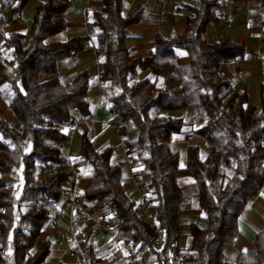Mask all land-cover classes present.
Returning <instances> with one entry per match:
<instances>
[{
    "label": "trees",
    "instance_id": "1",
    "mask_svg": "<svg viewBox=\"0 0 264 264\" xmlns=\"http://www.w3.org/2000/svg\"><path fill=\"white\" fill-rule=\"evenodd\" d=\"M28 1L0 0V83L9 84L7 106L21 126L6 121L0 109V175L19 165L22 175L20 192L8 191L0 183V264H43L50 251V241L37 242L38 236L50 217L48 204L61 198L68 173L53 169L42 178L40 172L67 162L62 128L73 109L90 114L88 92L94 78L86 66L63 83L58 62L92 44L101 64L99 78L114 89L112 93L101 89L102 107L120 121L131 119L138 133L125 140L127 159L117 162H111L115 146L94 147L86 132L81 133L75 157L86 162L92 178L80 193L82 201L87 205L100 201L115 230L130 240L138 255L155 253L156 264H226L222 247L234 241L238 216L264 184V101L248 109L246 89L234 85L240 69L230 71L231 61L244 56V47L231 39L204 38L215 19L212 10L229 0L187 5L191 15H186L181 32L156 35L144 76L142 58L131 57L125 42L127 27L141 19L142 6L124 13L122 0H102V9L88 14L87 24L96 29L92 37L50 41L66 27L70 2L45 0L36 7L28 33L5 32L4 25L14 18L4 19L2 11L18 2L13 11H21ZM261 10L264 13V0ZM175 49L186 51L188 64L177 62ZM4 66L10 68L9 74ZM184 108L190 110L192 124L197 125L192 131L204 137L208 152L202 155L197 145H189L186 165L180 168L171 142L186 121L183 115L163 111ZM127 162L134 172L149 174L145 197L153 223L139 215L136 201L125 191L121 166ZM181 175L195 178L198 218L205 222L204 227L190 223L186 249L178 245L179 210L189 200L176 182ZM254 245L252 251L238 252L233 264H264V230L256 234ZM97 254L89 246L90 264Z\"/></svg>",
    "mask_w": 264,
    "mask_h": 264
},
{
    "label": "crops",
    "instance_id": "2",
    "mask_svg": "<svg viewBox=\"0 0 264 264\" xmlns=\"http://www.w3.org/2000/svg\"><path fill=\"white\" fill-rule=\"evenodd\" d=\"M45 0H30L21 11H13L20 5L18 2L14 8H5L1 15L4 19L13 21L4 25L5 32L28 33L35 9ZM70 5L65 11L67 19L66 27L49 38L50 41H63L68 37L88 34L92 37L96 29L87 24L88 14L101 10L102 0H63ZM262 0H229L224 7L213 9L215 19L206 27L204 38L213 42L218 38L231 39L242 44L245 54L241 58L232 60L230 71L237 66L240 71L234 75L235 87H244L248 93V109L260 105L264 101V13L261 10ZM187 5L198 6L199 0H122V11L128 12L137 6H142L141 19L127 27L128 35L125 42L129 47L131 57L140 56V76L148 75L150 52L155 47L156 35H167L170 31L181 32L186 25V15L191 12ZM1 46V44H0ZM177 62L188 64L190 57L184 49H175ZM89 67V72L94 76L90 81L88 95L90 97V114L84 115L77 109L71 112V118L64 123L62 132L65 146L63 152L67 162L52 166V169L63 170L68 173V180L62 185V196L54 204H48L50 217L38 236V240L48 239L50 251L43 264H90L89 246H93L98 254V259L93 264H156V254L146 251L140 255L135 252L130 240L123 237L122 232L115 230L114 224L108 221V209L102 206L100 201L88 204L90 217H85L70 203L71 191L74 187L78 192L91 182V170L85 161L76 160L81 133L86 132L94 147L109 143L115 146L111 156V162L127 159L124 150L125 140H133L137 137V129L131 119L120 121L118 117L110 113L100 103L101 89L112 93L111 83L99 78L101 64L98 62L94 45H90L77 53L72 59L58 62V69L62 72V82L66 83L77 76L83 67ZM9 74L10 68L4 66ZM153 77V76H152ZM177 82L173 83L176 85ZM11 91L9 84L0 83V109L2 116L11 125L21 128L18 119L8 108L7 101ZM165 114L184 116L186 125L182 132L173 134L171 150L178 156V166L186 165L187 147L197 145L202 155L208 152L205 139L202 135L192 131L197 125L192 124V116L188 108L163 111ZM67 137L70 142H66ZM264 170V165L262 166ZM17 175V186L7 188L9 178L1 179L6 190L16 189L20 192L22 187V175L20 165L14 171L1 174ZM124 188L135 201L139 215L148 223L154 222L151 212L141 209V202L145 197L146 184L149 174L134 172L129 162L121 166ZM43 178V177H42ZM177 185L182 193L188 197L186 203H182L179 210L181 233L178 245L182 249L188 246V234L190 223L195 222L204 227L205 222L198 218V188L196 180L191 175H181L176 178ZM105 223V228L97 229L98 223ZM238 233L231 244L222 247L223 258L226 264H233L238 252H248L255 248V236L260 230H264V184L258 195L251 199L237 219ZM160 241H156L159 247Z\"/></svg>",
    "mask_w": 264,
    "mask_h": 264
},
{
    "label": "built area",
    "instance_id": "3",
    "mask_svg": "<svg viewBox=\"0 0 264 264\" xmlns=\"http://www.w3.org/2000/svg\"><path fill=\"white\" fill-rule=\"evenodd\" d=\"M66 142L67 143L70 142V138L69 137H67ZM70 203H71L72 208L73 209L74 208L77 209V211L80 214H82L83 216H85V217H90L91 216L90 215V207L82 201L80 193L78 192L76 187H74L72 189V191H71ZM150 208L151 207H150L149 200L146 197H144V199L141 202V209L144 212L148 213L151 210ZM105 226H106L105 223L99 222L98 226H97V229L101 230V229L105 228Z\"/></svg>",
    "mask_w": 264,
    "mask_h": 264
},
{
    "label": "rangeland",
    "instance_id": "4",
    "mask_svg": "<svg viewBox=\"0 0 264 264\" xmlns=\"http://www.w3.org/2000/svg\"><path fill=\"white\" fill-rule=\"evenodd\" d=\"M53 169L50 167V168H45L43 169L41 172H40V177H45L47 173L51 172ZM6 178H9L8 180L9 181H6L7 182V188H14V186H17V183H18V180H17V175L16 173H13L12 175H7L5 177H2L0 175V183H2L1 179H6ZM75 209V208H74ZM77 210V209H76ZM39 242V240L37 241Z\"/></svg>",
    "mask_w": 264,
    "mask_h": 264
}]
</instances>
